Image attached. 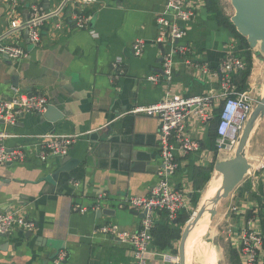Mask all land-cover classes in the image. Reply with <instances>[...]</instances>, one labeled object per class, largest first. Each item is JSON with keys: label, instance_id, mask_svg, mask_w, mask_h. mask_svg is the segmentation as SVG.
<instances>
[{"label": "crops", "instance_id": "crops-1", "mask_svg": "<svg viewBox=\"0 0 264 264\" xmlns=\"http://www.w3.org/2000/svg\"><path fill=\"white\" fill-rule=\"evenodd\" d=\"M64 1L17 0L12 10L7 0H0V47L18 44L28 55L9 66L0 54V97L10 98L13 88L39 91L64 114L56 123L40 115L23 116L15 126L0 121V135H5L0 144L8 151L22 147L31 157L10 166L0 164V210L20 209L36 223L31 236L16 230L7 238L0 237V264H52L53 254L61 247L66 254L63 264H133L129 244L115 242L96 230L115 223L135 233L141 227V214L125 209L115 218L98 217L97 212L81 213L75 208H90L100 195L106 196L105 207L113 210L126 197L149 196L161 168L160 121L130 112L158 104L171 94L185 98L211 95L217 114L222 107L220 65L230 55L246 60L249 49L231 26L236 13L231 1L187 0L195 17L185 42L192 45L195 58H202L215 74L202 76L178 59L174 80L167 83L163 78L160 85H153L147 78L161 74L163 55L170 52L169 46L155 45L159 36L156 21L167 0H99L86 7L85 14L91 17L88 30L75 25L74 4L55 14ZM33 6L45 15L38 46L30 43L27 30L11 25L15 20H29ZM138 40L146 43L140 57L133 51ZM250 52L253 68L245 91L258 99L253 74L260 55L251 48ZM239 75L234 82L240 89ZM13 77H17L18 87L13 86ZM218 124L215 119L207 124L188 120L187 132L200 149L187 155L178 152L179 168L170 178L172 188L188 195V205L174 221L165 213L156 216L147 255L152 264H181L186 227L221 188L223 177L215 167L233 159L236 152L218 153ZM52 133L80 136L67 155L76 162L71 171L59 173L60 158L43 164L32 158L38 138ZM244 157L251 167L244 181L229 198L218 202L214 225L198 235L213 234L223 222L229 245L227 264H234L233 256L242 264L239 239L244 230L264 233V116L255 122ZM214 180L218 190L208 198ZM189 241L190 236L185 245ZM213 249L210 258L217 264L216 256L225 250L218 242ZM189 257L186 251L185 264Z\"/></svg>", "mask_w": 264, "mask_h": 264}, {"label": "built area", "instance_id": "built-area-1", "mask_svg": "<svg viewBox=\"0 0 264 264\" xmlns=\"http://www.w3.org/2000/svg\"><path fill=\"white\" fill-rule=\"evenodd\" d=\"M11 9L17 6V0H7ZM99 0H68L73 5L72 18L79 29L88 30L91 17L85 13L88 5ZM66 4V5H67ZM66 7V6H65ZM64 7V8H65ZM41 8L32 7V15L26 23L12 22L13 29L24 28L28 31L29 41L38 46L41 42L40 28L45 18ZM195 17V10L187 0H167L164 12L157 18L159 36L155 45H166L170 52L163 55L161 74H151L147 80L153 85H160L163 78L168 83L174 80L177 60L193 68L202 76L211 77L215 73L202 58H195L191 44L186 43L189 25ZM61 28V25H57ZM146 43L136 41L133 46L134 55L140 57L145 51ZM0 54L8 56L12 61L20 62L27 58L26 51L18 44L0 47ZM247 61L241 56L230 55L225 58L220 70L221 99L220 121L217 127L216 147L219 154H234L240 143L245 126L252 113L259 104L252 92L240 91L234 82V76L247 70ZM51 105L48 98L39 91L23 92L12 89L10 98L0 97V121L6 126H15L26 115H43ZM135 115L154 117L160 122L159 153L161 168L158 172L159 180L147 197H126L121 199L119 207L133 210L143 215L140 229L131 233L123 230L119 225L110 223L99 227L96 233L109 237L115 242L129 244L133 249V264H152L147 255L153 242V230L156 216L165 213L170 221L187 209L188 195L184 190L174 189L170 178L178 171L177 153L190 154L200 149L196 140L190 138L187 124L190 118L202 123H211L215 119V99L211 95L181 97L167 94L158 104L140 107L130 112ZM5 135H0V141ZM78 135L48 134L39 137L33 157L37 163H46L52 158H63L79 140ZM28 154L22 147L13 151L0 144V164H17L29 160ZM79 186V183H75ZM109 201V200H108ZM105 195L97 197L96 202L89 207L81 206L75 210L81 213L98 212L105 207ZM195 214L194 216H196ZM16 230L24 233L34 232L36 223L26 217L22 210H0V234L10 235ZM239 254L242 264H262L264 253V233L256 230H244L240 235ZM66 259L65 251L61 252L52 264H63Z\"/></svg>", "mask_w": 264, "mask_h": 264}, {"label": "water", "instance_id": "water-1", "mask_svg": "<svg viewBox=\"0 0 264 264\" xmlns=\"http://www.w3.org/2000/svg\"><path fill=\"white\" fill-rule=\"evenodd\" d=\"M230 1L236 12L234 17L232 18V23L237 32L247 40L252 50H256L259 48L260 50L257 52L258 55L264 56V0ZM67 2L68 0H65L60 9L55 14H59L66 6ZM27 21L28 20H26L24 23H26ZM4 58L6 59V63L9 66L13 65L14 62L9 59L8 56H4ZM13 86H19L17 77H13ZM262 116H264V98L261 102H259L245 126L240 139V143L236 150L235 157L231 160L220 162L216 165V172L221 174L223 177L222 186L219 189L217 196L214 199L208 201V204L204 209V213H202L205 219H203L201 213H197V215L191 219L189 225L186 227L181 242V264H185V254L188 247V244L185 245L186 240L189 238V236L194 237V230L201 221L209 223L213 220V218L217 215L216 206L218 202L220 200L229 198L231 194L236 190V188L244 181L246 175L248 174L251 167L247 159L244 157V150L253 131L255 122ZM40 117H43V119L47 120L50 123H56L64 119V114L55 105H50L47 112L43 115H40ZM59 163L61 164L59 173L71 171L76 164L75 161H72L67 156L60 158ZM7 165L10 166L12 164ZM122 211H125V209L123 208V210H121L119 208L117 210H113L104 208L98 211L97 215L98 217L106 216L115 218L118 217ZM141 217H143V215H141ZM32 234V232L28 233V235L30 236ZM0 237L7 238L9 237V235L0 234ZM63 249L64 248L61 247L60 249L55 251L51 258V261H54L59 256V254L63 252Z\"/></svg>", "mask_w": 264, "mask_h": 264}, {"label": "rangeland", "instance_id": "rangeland-1", "mask_svg": "<svg viewBox=\"0 0 264 264\" xmlns=\"http://www.w3.org/2000/svg\"><path fill=\"white\" fill-rule=\"evenodd\" d=\"M230 1V0H229ZM260 49L253 50L254 52H258ZM256 63L260 65L264 72V56L260 55V58H256ZM255 93L258 95V101L261 102L264 98V73H261V76L257 78L255 81ZM253 83V82H252ZM254 84V83H253ZM206 208V205H205ZM223 209V205L219 206V211ZM204 213V210L203 212ZM201 213V214H202ZM197 214V213H196ZM203 217V214H202ZM204 219V217H203ZM191 221V220H190ZM215 217L209 223H206L207 228L209 229L211 226L214 225ZM226 227H224V223L219 222L215 229H218L213 234L209 236H196L193 238L191 243H188L187 251L190 252L189 263L188 264H216V260L210 258V252L214 250L215 245L217 242L221 245V250H225V252L220 251L218 257L217 264H227V249L229 247L227 242V234H226ZM204 240H202L203 238ZM191 240V237H190ZM205 249V251H204Z\"/></svg>", "mask_w": 264, "mask_h": 264}, {"label": "trees", "instance_id": "trees-1", "mask_svg": "<svg viewBox=\"0 0 264 264\" xmlns=\"http://www.w3.org/2000/svg\"><path fill=\"white\" fill-rule=\"evenodd\" d=\"M232 28L233 30L237 33V35L241 38V40L243 41V43L245 44L246 48L249 49V52L247 53L246 57V61H247V70L240 73V75L236 78V81L239 85H241L240 87V91H245L246 90V84H247V80L249 78V76L251 75V71H252V68H253V58H252V55H251V52H250V46L247 42V40L242 37L236 30V28L234 27V25H232ZM215 121H217L219 123L220 121V111L217 112L216 116H215ZM216 136H217V133H216ZM233 260H234V264H238V262L236 261V257L233 256Z\"/></svg>", "mask_w": 264, "mask_h": 264}, {"label": "bare ground", "instance_id": "bare-ground-1", "mask_svg": "<svg viewBox=\"0 0 264 264\" xmlns=\"http://www.w3.org/2000/svg\"><path fill=\"white\" fill-rule=\"evenodd\" d=\"M258 64V63H257ZM260 66V65H259ZM258 65L256 66V68H255V71H254V74H253V80L255 81L257 78H259L260 76H261V70H260V67H259ZM255 86V85H254ZM216 179V178H215ZM221 180H222V178H221ZM219 181V180H218ZM223 182V181H222ZM220 185V184H219ZM222 186V185H221ZM217 187H218V183L214 180L212 183H211V185H210V187H209V189H208V192L206 193V195H208L209 197L208 198H211V197H214V195H215V193H216V190H218L217 189ZM219 191V190H218ZM218 193V192H217ZM208 201H210V200H208ZM208 201L205 203V205L207 206V204H208ZM205 219V218H204ZM207 228V226H206V222H203V221H201L200 222V224L195 228V230H194V233H193V235H194V237H196V236H198L200 233H201V231L203 230V229H206ZM214 232V231H213ZM193 236H191V240L189 241L190 243H191V241L193 240V238H194ZM189 243V244H190Z\"/></svg>", "mask_w": 264, "mask_h": 264}]
</instances>
